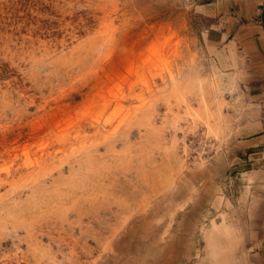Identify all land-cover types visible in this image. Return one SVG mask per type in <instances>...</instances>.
Instances as JSON below:
<instances>
[{"label":"rangeland","instance_id":"374dc122","mask_svg":"<svg viewBox=\"0 0 264 264\" xmlns=\"http://www.w3.org/2000/svg\"><path fill=\"white\" fill-rule=\"evenodd\" d=\"M185 5L0 0V264H246L259 192L211 168L243 102Z\"/></svg>","mask_w":264,"mask_h":264},{"label":"crops","instance_id":"0c3cea01","mask_svg":"<svg viewBox=\"0 0 264 264\" xmlns=\"http://www.w3.org/2000/svg\"><path fill=\"white\" fill-rule=\"evenodd\" d=\"M185 10L198 23L195 29L180 27V35L184 33L181 30L190 35L195 32V38L181 35L185 44L198 47V58L207 55L217 68L218 80H237V91L223 84L221 97L225 106L231 107L229 95L240 93L241 114L231 123L230 137L211 168L214 172L217 169L220 182L253 180L247 185L250 191L259 192V201L245 218L247 225L241 234L246 264H264V0H186ZM212 96L215 99L216 93Z\"/></svg>","mask_w":264,"mask_h":264},{"label":"bare ground","instance_id":"6f19581e","mask_svg":"<svg viewBox=\"0 0 264 264\" xmlns=\"http://www.w3.org/2000/svg\"><path fill=\"white\" fill-rule=\"evenodd\" d=\"M225 221V220H224ZM225 224H227V223H225ZM224 223H220V224H217L216 225V228L214 229V232H211L209 235H208V237H209V241H210V243H211V245H214V240L216 239V237L218 236V234H219V232H223L224 234V236L226 237V236H230V234H231V231H233V229L231 228V227H229V226H227V225H225ZM229 224V223H228ZM214 228V227H213ZM228 240V239H227ZM226 241V240H225ZM234 241V240H233ZM208 242V241H207ZM229 243L226 245V247H227V249L229 248V246H233L232 245V239L230 240V241H228ZM209 244V243H208ZM219 248V247H218ZM215 249H217V248H215ZM220 252H222V254H226L227 252H226V249L225 248H222V249H220L219 250ZM215 252V251H214ZM218 252V251H217ZM229 253V252H228ZM227 253V254H228ZM226 254V255H227ZM232 254V253H231ZM231 254L229 255V256H231ZM226 255H225V257H226ZM219 256V255H218ZM232 257V256H231Z\"/></svg>","mask_w":264,"mask_h":264},{"label":"built area","instance_id":"2783aa9c","mask_svg":"<svg viewBox=\"0 0 264 264\" xmlns=\"http://www.w3.org/2000/svg\"><path fill=\"white\" fill-rule=\"evenodd\" d=\"M191 2L214 3L217 0H190Z\"/></svg>","mask_w":264,"mask_h":264}]
</instances>
